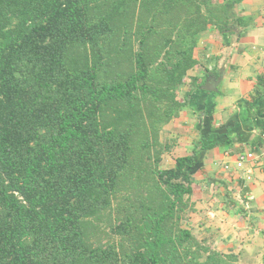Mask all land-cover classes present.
<instances>
[{
    "label": "trees",
    "instance_id": "16d2710c",
    "mask_svg": "<svg viewBox=\"0 0 264 264\" xmlns=\"http://www.w3.org/2000/svg\"><path fill=\"white\" fill-rule=\"evenodd\" d=\"M229 20L215 0H0V264H241L183 225L215 143L162 167L199 39Z\"/></svg>",
    "mask_w": 264,
    "mask_h": 264
},
{
    "label": "crops",
    "instance_id": "0c3cea01",
    "mask_svg": "<svg viewBox=\"0 0 264 264\" xmlns=\"http://www.w3.org/2000/svg\"><path fill=\"white\" fill-rule=\"evenodd\" d=\"M215 1L227 4L230 20L199 39L198 63L178 90L186 105L161 132L169 145L163 161L172 167L196 145L215 143L195 156V210L185 227L241 264H264V99L242 106L264 81V0ZM259 90L264 97V84ZM240 153L249 155L243 169L235 165Z\"/></svg>",
    "mask_w": 264,
    "mask_h": 264
},
{
    "label": "built area",
    "instance_id": "2783aa9c",
    "mask_svg": "<svg viewBox=\"0 0 264 264\" xmlns=\"http://www.w3.org/2000/svg\"><path fill=\"white\" fill-rule=\"evenodd\" d=\"M249 155L246 153H240L235 159V165L238 169H243L245 167V163L249 161ZM226 168H229V165H225ZM250 178V176L248 177Z\"/></svg>",
    "mask_w": 264,
    "mask_h": 264
},
{
    "label": "rangeland",
    "instance_id": "374dc122",
    "mask_svg": "<svg viewBox=\"0 0 264 264\" xmlns=\"http://www.w3.org/2000/svg\"><path fill=\"white\" fill-rule=\"evenodd\" d=\"M168 166V164H167V161L165 160V161H163L162 162V167H167ZM190 213L191 212H189V213H187V216L185 217V219H184V222H183V225H184V227L186 226V223H185V221L189 218V215H190ZM104 232H102L101 233V240L105 243V242H107V240H108V227H107V225H104ZM195 233V232H194ZM235 260H238L237 258L235 259Z\"/></svg>",
    "mask_w": 264,
    "mask_h": 264
},
{
    "label": "water",
    "instance_id": "95a60500",
    "mask_svg": "<svg viewBox=\"0 0 264 264\" xmlns=\"http://www.w3.org/2000/svg\"><path fill=\"white\" fill-rule=\"evenodd\" d=\"M203 89H206V90H212V89H216L215 87L214 88H212V86L210 85V84H207V85H205V86H203Z\"/></svg>",
    "mask_w": 264,
    "mask_h": 264
}]
</instances>
